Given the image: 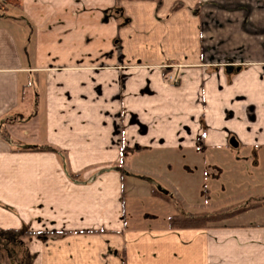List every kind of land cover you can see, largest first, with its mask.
Instances as JSON below:
<instances>
[{
	"label": "crops",
	"instance_id": "obj_1",
	"mask_svg": "<svg viewBox=\"0 0 264 264\" xmlns=\"http://www.w3.org/2000/svg\"><path fill=\"white\" fill-rule=\"evenodd\" d=\"M197 146L223 154L187 207L242 198L252 219L169 226L226 206L171 207ZM153 153L182 187L135 182ZM141 198L173 210L136 219ZM0 228L48 232L24 238L32 264H264V0L0 2Z\"/></svg>",
	"mask_w": 264,
	"mask_h": 264
},
{
	"label": "rangeland",
	"instance_id": "obj_2",
	"mask_svg": "<svg viewBox=\"0 0 264 264\" xmlns=\"http://www.w3.org/2000/svg\"><path fill=\"white\" fill-rule=\"evenodd\" d=\"M4 1L5 2H8L9 0H0L1 3H5ZM225 150L228 151L230 154L232 153L233 158H234V156H236V157H242V156H245L246 157L247 156V155H243V152L244 151H242V154H241V152L239 153V150H238V154H236L237 153L236 152L237 150L231 148L230 146H227L225 148ZM190 151H193L194 153H197V155L199 157L206 158V161L205 160L203 161L202 166L200 165V168L201 169H197L196 172H194L195 171L194 170V171H192V174L189 175V176H192V178H194L195 176L197 178V176L200 175L201 172H203V177L201 178L202 182H200L199 184L198 183L197 184H194V182L191 183V182H186L185 181L186 189L189 191L188 192V195L187 196H183V197L180 196L179 194H178L179 196L177 194L173 195V197L171 198V200L173 201L172 204L176 203V206H173L172 205L171 207L172 208H179L178 203L181 204L182 201L183 202L185 201L184 204H181L180 206L186 212H195V211H197V212H199V211L205 212V211H212V209L221 208L222 205L223 206L226 205L225 208H228L229 207L231 209L243 208L242 206L246 205L249 200H246V199L243 200L241 198V199H239L240 200L239 201V200H237L235 198V199H233L232 202L231 201L221 202V203H219V205H217V203L216 204L213 203L211 205H205V203H203V205H199V206L196 205L195 208H193V207H190V208L187 207L188 206V203H189L188 201H189V199L191 197H194V196H197L198 197L199 195L200 196H203V194H207V192H204L203 193V189H202V186H203V183H204L203 181L206 178H211V177H216L217 178L219 176V175L218 176L213 175L215 172H218V167L216 165H213V164H210L209 163V161H208L209 157H219V153L220 154H223V152H221L220 150L219 151H217V150H207L206 147L201 148L199 146H197V147H195L193 149H190ZM244 154H245V152H244ZM191 155H193V154H190L188 152L187 153L185 152V154L182 155V156H185L187 158H190ZM137 157H138V159H141L142 157H144V159H146V158L147 159H150L149 162H152L153 163V164L150 165V167H151L150 168V172H153V174H147V175H140V174H138V176L136 178L137 181L134 180L135 182H137V183L138 182L139 183H143V184H146L147 186H150L151 185L156 190H158V191H160L162 193H165L167 190H170L171 191V187L169 185H171V186L175 185L176 188H178L177 186H181L182 187V184L184 182L183 180L182 181H180V180H174L173 181L174 184L172 185L171 183H169L168 181H166V179L165 180H161L160 179V175H157V173H156V172H160V170H163L164 175L165 174L167 176H172L173 175V177L175 175L176 176L178 175V173H176L178 171H176V170L170 171L169 172L170 175L167 173L168 172V169L166 168L167 165H165V160L169 157V155H166V154L165 155H162V154L159 155L157 153H153V154H149V155L143 154V156L142 155H138ZM244 166H245V164H243L242 168H245ZM194 168L195 167H193V169ZM209 169H212V170L210 171ZM127 174L125 173V178L128 177V176H126ZM166 175H165V177H166ZM173 177H171V178H173ZM236 186H237V189H238L241 186H243V183L241 182L240 185H236ZM222 187L223 186H222V182H221L219 184V189L216 192L222 193V191H223L222 190ZM228 189H230V188L228 187L226 190H228ZM177 192H178V190H177ZM210 194H214V192H210ZM179 198H182V199H179ZM179 200H180V202H178ZM235 200L236 201H239V202L236 203ZM154 201L155 200H152L151 198L149 200L144 199V198L137 199L136 200L137 207L136 208H133L131 213H130V210H129L128 213L130 215L134 216V218H136V219L139 218V216L138 217L136 216V213L138 215L152 214V215L155 216V219L157 221H161L162 218H163V214H165V210H169V212H172L173 209H171V207H168L167 209H161V210H160V208H156L155 205H157L158 202H157V204H154ZM229 203H230V206H227V204H229ZM248 215H249L248 213L242 214V215H240L238 217H235V215H233V216L230 215L229 217H226L224 219V221H230V222H234V223L241 222V221H244V220H247L248 221L249 219H252L251 217H248ZM149 219H151V218H149ZM24 238L25 237H23V238L20 239L19 233H16L15 235H12V238L11 239H8V241L6 240V243L5 244H3V245L0 246V250H1L0 253H1V256H3L4 261H5V254H6V264H18V262H21L24 259V254H23L22 251L25 248L24 246H27V243H28L27 239H24ZM12 240L15 243H13ZM19 242L22 243L21 246H20V243ZM4 247L6 248L7 251H8V249H10V253L9 252H6L5 250H3ZM7 253H8V255H7Z\"/></svg>",
	"mask_w": 264,
	"mask_h": 264
},
{
	"label": "trees",
	"instance_id": "obj_3",
	"mask_svg": "<svg viewBox=\"0 0 264 264\" xmlns=\"http://www.w3.org/2000/svg\"><path fill=\"white\" fill-rule=\"evenodd\" d=\"M28 150H51L52 148L47 146H40V147H34V148H28ZM126 151H128L125 148L121 149V154L123 155ZM117 169V168H115ZM118 170H121V167L118 168ZM243 208L238 209H231V208H224L219 209L217 211H214L213 213H198V214H181V213H175L172 214L168 218V224L169 226H176V227H197V226H209V224L216 223L218 221H221L222 219L235 214L239 211H241ZM18 233L17 230H10V229H1L0 228V246L6 243V240L12 238V235H15ZM48 234V232H42V233H31L29 231H22L19 233L20 239L23 237L29 238L31 235H39L44 236ZM13 243H15L12 240ZM20 243V242H19ZM22 243H20V246ZM24 250L22 251L24 254V259L21 262H18V264H32L34 255L29 253L26 246H24ZM3 250L10 253V249L8 251L4 247ZM1 252V250H0ZM8 255V253H7ZM0 264H6V254H5V261L3 259V256H1L0 253Z\"/></svg>",
	"mask_w": 264,
	"mask_h": 264
},
{
	"label": "water",
	"instance_id": "obj_4",
	"mask_svg": "<svg viewBox=\"0 0 264 264\" xmlns=\"http://www.w3.org/2000/svg\"><path fill=\"white\" fill-rule=\"evenodd\" d=\"M227 69H230V67H227ZM228 144H229L230 147H236L237 146V142H236L234 137H230L229 138Z\"/></svg>",
	"mask_w": 264,
	"mask_h": 264
},
{
	"label": "built area",
	"instance_id": "obj_5",
	"mask_svg": "<svg viewBox=\"0 0 264 264\" xmlns=\"http://www.w3.org/2000/svg\"><path fill=\"white\" fill-rule=\"evenodd\" d=\"M169 78H170L173 82H175V80H176V79H175L174 77H172V76H170Z\"/></svg>",
	"mask_w": 264,
	"mask_h": 264
}]
</instances>
